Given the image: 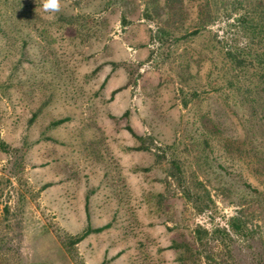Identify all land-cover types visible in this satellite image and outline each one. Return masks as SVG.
Listing matches in <instances>:
<instances>
[{
	"label": "rangeland",
	"instance_id": "obj_1",
	"mask_svg": "<svg viewBox=\"0 0 264 264\" xmlns=\"http://www.w3.org/2000/svg\"><path fill=\"white\" fill-rule=\"evenodd\" d=\"M47 2L0 0V133L18 149L0 151V264H182V250L167 247L194 244L199 226L236 238L234 256L221 244L213 264H261L259 38L249 70L237 69L225 54L233 41L222 36L225 24L189 36L200 1L183 0L177 17L166 0H56L58 10ZM164 26L177 30L161 44ZM237 41L247 45L242 34ZM61 118L68 120L51 125ZM128 125L153 137L150 151L131 149L140 141ZM172 157L193 192H210L204 212L169 186ZM87 197L91 225L110 226L68 250L69 237L88 226ZM234 217L246 220L248 237L231 230Z\"/></svg>",
	"mask_w": 264,
	"mask_h": 264
},
{
	"label": "trees",
	"instance_id": "obj_2",
	"mask_svg": "<svg viewBox=\"0 0 264 264\" xmlns=\"http://www.w3.org/2000/svg\"><path fill=\"white\" fill-rule=\"evenodd\" d=\"M200 3H204V6L199 7V25L196 30L191 32L189 36H198L205 28L208 26H212L216 23L225 24L226 28L223 33L226 35L222 36L223 38L233 40L229 45L225 46V54L227 59L233 64L235 68H242L245 70H249L250 66L253 63V49L254 42L256 38H259L257 43V54L260 56H264V0H197ZM183 0H166L167 8L174 13V15L180 16L183 12V6L181 3ZM210 3H218L215 7H213ZM247 3V4H246ZM254 3H260L259 5H253ZM246 4V5H245ZM176 28H171L164 26L157 33L158 41L163 44L165 41H168L169 38L174 36L176 32ZM218 33V32H217ZM241 34L247 38V45L241 47L237 41L238 35ZM218 36V34H217ZM221 38V39H223ZM221 42V41H220ZM264 64V59L262 61ZM112 65L114 68L118 67L119 64L113 62ZM124 87L118 88L112 92L111 99L115 96V94L121 91ZM41 110V109H40ZM125 116H129V111L125 113ZM37 117V113L31 119L35 120ZM67 118H61L54 120L51 125L58 126L66 122ZM127 128L130 132L140 141V144L131 147L132 150L136 151H150L152 149V145H155L153 137L146 135H138L134 129L128 125ZM18 149L14 148L6 142L0 133V151L6 153H12L13 151H17ZM157 161L163 162V158L166 156L164 153L162 155L157 154ZM168 172H167V181L169 182V186H171V181L173 180L180 189L183 190L186 197L190 199L193 203L197 212H204L208 207L212 204V198L210 197V192L207 189L205 195L193 192V187L190 186L188 179V175L186 173L185 167L180 159L176 157H172L167 161ZM150 168H144V170H149ZM200 185L201 182H199ZM200 189V188H199ZM161 198H166V194L162 193ZM87 219L88 226L87 228L77 235H72L69 237L70 241L65 243V246L68 250H72V247L75 244L80 243L86 237H88L92 233H99L105 230L110 226V224L104 225L102 227H93L91 225V215L89 211V197H87ZM231 230L235 234H245L247 237L249 236V228L247 227V222L242 217H234L230 220ZM195 239L196 242L194 244H189L185 242H174L167 248L170 249H178L182 250V254L180 256V261L182 264H201L203 261H206L208 264H213L216 261L215 256V248L217 246H221L224 244L226 248H228L227 256L232 255L234 252L231 248H229L230 244H232L236 238L233 237L228 229L223 228H215L212 232L207 229L199 226L195 228ZM232 251V252H231ZM236 263V261H234ZM101 264H107V261H103ZM261 264H264V260L261 261Z\"/></svg>",
	"mask_w": 264,
	"mask_h": 264
},
{
	"label": "crops",
	"instance_id": "obj_3",
	"mask_svg": "<svg viewBox=\"0 0 264 264\" xmlns=\"http://www.w3.org/2000/svg\"><path fill=\"white\" fill-rule=\"evenodd\" d=\"M25 264H74L73 262L67 260L66 258H63L61 261L56 259H51V260H46V259H41V258H35L32 260H28L27 263Z\"/></svg>",
	"mask_w": 264,
	"mask_h": 264
},
{
	"label": "clouds",
	"instance_id": "obj_4",
	"mask_svg": "<svg viewBox=\"0 0 264 264\" xmlns=\"http://www.w3.org/2000/svg\"><path fill=\"white\" fill-rule=\"evenodd\" d=\"M44 7L45 9L58 10V4L56 3V0H48Z\"/></svg>",
	"mask_w": 264,
	"mask_h": 264
}]
</instances>
